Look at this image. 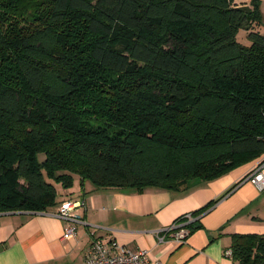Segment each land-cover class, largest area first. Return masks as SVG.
<instances>
[{"label":"trees","instance_id":"obj_1","mask_svg":"<svg viewBox=\"0 0 264 264\" xmlns=\"http://www.w3.org/2000/svg\"><path fill=\"white\" fill-rule=\"evenodd\" d=\"M263 24L255 0H0V213L76 177L182 191L260 160ZM231 250L264 264L263 236Z\"/></svg>","mask_w":264,"mask_h":264},{"label":"crops","instance_id":"obj_2","mask_svg":"<svg viewBox=\"0 0 264 264\" xmlns=\"http://www.w3.org/2000/svg\"><path fill=\"white\" fill-rule=\"evenodd\" d=\"M255 1L264 19V0ZM259 31L264 35V24ZM258 161L210 182L190 181L182 191L149 187L140 193L90 181L82 188L76 177L71 189L58 190V205L47 212L0 213V264H86L94 239L146 251L151 264H237L226 254L233 236L264 237V191L241 183ZM66 200L86 204L78 210L86 224L77 225L72 239H64L67 223L54 216ZM188 213L199 221L177 245L164 230Z\"/></svg>","mask_w":264,"mask_h":264},{"label":"built area","instance_id":"obj_3","mask_svg":"<svg viewBox=\"0 0 264 264\" xmlns=\"http://www.w3.org/2000/svg\"><path fill=\"white\" fill-rule=\"evenodd\" d=\"M241 183L252 184L259 192L264 191V156L250 170ZM86 207L83 201L66 200L57 208L54 216L67 223L64 239H72L77 233V225L86 224L78 210ZM199 221V216L188 213L174 222L164 232L168 234L177 245L186 243L191 229ZM164 238H161V241ZM232 257V250L226 253ZM86 264H151L147 252L134 253L126 248L118 247L107 239H94Z\"/></svg>","mask_w":264,"mask_h":264},{"label":"rangeland","instance_id":"obj_4","mask_svg":"<svg viewBox=\"0 0 264 264\" xmlns=\"http://www.w3.org/2000/svg\"><path fill=\"white\" fill-rule=\"evenodd\" d=\"M246 32L245 31H240L239 35H238V40L241 42V43H246Z\"/></svg>","mask_w":264,"mask_h":264},{"label":"water","instance_id":"obj_5","mask_svg":"<svg viewBox=\"0 0 264 264\" xmlns=\"http://www.w3.org/2000/svg\"><path fill=\"white\" fill-rule=\"evenodd\" d=\"M240 9L242 10V11H248V13H250V8H249V6H241L240 7Z\"/></svg>","mask_w":264,"mask_h":264}]
</instances>
